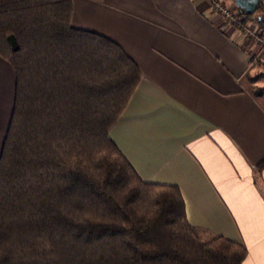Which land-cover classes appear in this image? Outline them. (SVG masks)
<instances>
[{
  "label": "trees",
  "instance_id": "1",
  "mask_svg": "<svg viewBox=\"0 0 264 264\" xmlns=\"http://www.w3.org/2000/svg\"><path fill=\"white\" fill-rule=\"evenodd\" d=\"M257 9L263 18L264 0ZM71 10L0 0V58L13 71L0 264H242V243L190 224L179 189L142 180L111 140L139 66L113 38L72 25Z\"/></svg>",
  "mask_w": 264,
  "mask_h": 264
},
{
  "label": "crops",
  "instance_id": "2",
  "mask_svg": "<svg viewBox=\"0 0 264 264\" xmlns=\"http://www.w3.org/2000/svg\"><path fill=\"white\" fill-rule=\"evenodd\" d=\"M70 22L113 38L139 66L109 130L138 176L175 185L190 224L242 243V264H264L258 46L212 0H72ZM12 95L13 71L0 58V145Z\"/></svg>",
  "mask_w": 264,
  "mask_h": 264
},
{
  "label": "built area",
  "instance_id": "3",
  "mask_svg": "<svg viewBox=\"0 0 264 264\" xmlns=\"http://www.w3.org/2000/svg\"><path fill=\"white\" fill-rule=\"evenodd\" d=\"M214 10L226 18L230 23L235 25L244 38L252 40L257 46L259 54L264 56V34L258 26L245 19L239 12V9H231L229 6L223 5L221 2L212 0Z\"/></svg>",
  "mask_w": 264,
  "mask_h": 264
},
{
  "label": "rangeland",
  "instance_id": "4",
  "mask_svg": "<svg viewBox=\"0 0 264 264\" xmlns=\"http://www.w3.org/2000/svg\"><path fill=\"white\" fill-rule=\"evenodd\" d=\"M232 0H230V2H231ZM232 3V5H231V9H235L236 8V6L234 5V3L233 2H231ZM257 13H258V9H256L255 11H254V14H253V16H255V15H257ZM248 21H250L251 23H253L254 25H256V26H258L259 27V29H261L262 31H263V34H264V28H263V26L261 27V26H259V25H257V22H256V20L254 19V18H252V19H248ZM264 58V57H263ZM252 77H253V84H252V88L253 89H256V88H258L259 86H261L262 87V89H261V91H262V94L264 95V59H263V61L262 62H260V63H257L256 65H255V67H254V69H253V71H252V75H251Z\"/></svg>",
  "mask_w": 264,
  "mask_h": 264
},
{
  "label": "water",
  "instance_id": "5",
  "mask_svg": "<svg viewBox=\"0 0 264 264\" xmlns=\"http://www.w3.org/2000/svg\"><path fill=\"white\" fill-rule=\"evenodd\" d=\"M258 1L259 0H232L234 5L246 14L254 13L258 8ZM256 19L264 22V17L262 18L260 15H257Z\"/></svg>",
  "mask_w": 264,
  "mask_h": 264
}]
</instances>
